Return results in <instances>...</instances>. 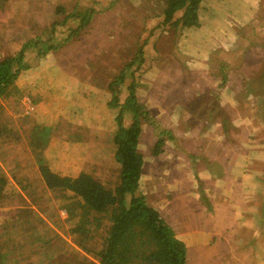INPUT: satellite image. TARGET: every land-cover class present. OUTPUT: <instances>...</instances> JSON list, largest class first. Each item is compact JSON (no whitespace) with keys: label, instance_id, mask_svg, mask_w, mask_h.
<instances>
[{"label":"rangeland","instance_id":"rangeland-1","mask_svg":"<svg viewBox=\"0 0 264 264\" xmlns=\"http://www.w3.org/2000/svg\"><path fill=\"white\" fill-rule=\"evenodd\" d=\"M60 2L54 5L49 0H0V59L7 56V54L12 55L22 51L26 43L37 37L41 38V44L37 48L44 51L43 47L46 43L53 44L57 39L58 43L64 36H69L68 33L72 28H78V32L66 44V48H68L66 55H62L63 51L60 55L59 51L61 49L59 48H51L48 52L43 53L40 59L33 60L32 51L29 52L26 59L31 65L23 69L19 79L10 84L7 94H4L2 99L4 110L0 111V175H5L10 180L8 195L15 192L17 193L16 199L20 197L17 199V206L22 205L21 199H23V205H25V201L32 200V196L28 194L29 190L24 189L29 186L30 181H35L34 184L42 191L43 199L49 205L46 210L40 212L44 216V221L50 225V227L47 225L46 227L51 233L49 236L50 241H52L51 246L47 245L50 248L49 253L51 255L49 259L46 254H43L41 264H45L47 261L53 262L50 264H62L63 261H65L64 264H100L95 253L86 252V259L79 256V251L83 254L84 252L81 251L82 249H78L72 231L69 230L71 224L68 218L69 213L65 207L59 204L60 200L55 192L49 190L45 184H42V181H39L41 172L38 162L40 163V161H37L39 158L35 155L25 128L32 130V124L35 123L36 119H39L42 123L46 119V122H49L50 125L51 123L56 125L51 138L47 139L48 141H43L39 148L43 152L50 153L47 147L50 149L56 148L55 143H52V139H54L62 152L58 153L57 159L52 160V165L61 173L75 176L81 171H86L102 179L105 183L112 182L113 185H116L120 181L121 166L116 159L115 144L109 139V133L114 124L112 117L107 116L111 121L109 122V130H106L105 126L107 124L100 118L101 113H97L96 109L92 107L87 108L88 99L85 98V95H82V93L77 95L75 92L78 88L69 87V85L78 84L77 81L80 79L78 70L81 69L83 64V58L78 56L77 53L78 41L92 46L96 45L94 44L96 43V33L104 35L106 26L109 24L106 21L108 18L100 21L97 20V16L103 14V10H108V7L116 4L118 0H60ZM127 2V0H123L121 4ZM132 2H140L143 7L140 10L131 11V18L129 19L123 20L120 17L115 19V26L122 30L127 29V33L138 35V37L140 35L142 39L148 40L147 48L149 51L156 52L159 48L164 55L172 58V61L168 64L169 70L179 77V80H177L178 85L184 86L183 89L178 88L179 92L183 93L189 90L192 93L198 86L206 85L202 75L215 80V76L219 74L217 59H222L218 56L222 51V56L229 61L228 64H231L230 67L232 68L228 76L231 77V80H236V85L235 89L232 90L234 94L233 92L229 93V91L223 93L221 98L223 105L220 106L224 109V113H228L232 106L231 113L234 119L228 121L227 118L221 117L220 123L222 129L225 128L224 122H228L230 129H237L236 127L242 129V133L239 132L236 135H240L246 141L247 135L254 134V137H258V132L261 131L263 148L262 152L255 151L254 153V161L252 160L254 164L253 172L250 171L248 165L241 171L244 174L242 177L247 176L248 179L259 174V169L264 168H259L264 166V100L261 98L246 99L244 94H241L246 83L242 85L243 81L236 78L248 75L251 70L253 56L262 58L264 53V47L262 46L264 45V0H207L205 4H207L208 10L203 12L204 26L200 30V34L194 37L193 43L188 40L183 44L179 41L180 36H178V41L174 39L173 34H170V39H167L166 34L168 32L166 30L168 29L165 26L160 27L156 32L151 29L150 33H145L148 27L155 28L156 17L161 11H164V7L168 5V0H131ZM130 6L129 9H132L134 5L130 4ZM59 13L62 22L56 24L53 29L47 30V27H53L54 14L56 16ZM118 16L120 15L118 14ZM103 25H105L104 28ZM56 28L60 33L56 32ZM254 33L262 36L263 40L260 37L252 38ZM203 41L207 44L204 45ZM72 42L74 47H69L68 44ZM234 47L240 54L236 57H234L233 52L228 50ZM112 48L114 47L110 49ZM34 49L36 50V47ZM29 50H33V47ZM78 52H81L79 48ZM195 56H198V58H195ZM243 59H245V68L240 67L237 70L236 67L244 61ZM206 62L208 63L206 64ZM193 68L197 71H192ZM229 68L227 67L225 70ZM169 70L165 72H169ZM114 74L109 73L112 77ZM95 76L98 79L100 74L91 70L89 78H95ZM154 79L156 78L154 77ZM31 80L35 82L37 88L45 91L42 100L47 97L37 104L38 110L35 111L36 117L34 118L32 114L27 113L26 101L28 95L23 93V85L30 84L31 86ZM25 81L27 82L25 83ZM61 85H66L69 89H62L60 88ZM215 85L218 89L221 82L217 81ZM156 89L163 92L168 91L165 87L155 88V91ZM71 90H73V93ZM78 90L81 91L82 89L79 88ZM150 90L147 89L148 92ZM235 93L242 99L240 103H237L238 108L234 106ZM67 95L77 96L79 98L77 105L84 110L77 114L74 112L71 114V111H68L69 117H60L56 112L60 113L61 108L67 106L68 103H72L68 101ZM109 98V92H106L105 97H97L101 103L108 101ZM216 98L218 100V95ZM230 99L232 100L231 105ZM200 100L201 97H199L197 103L189 105V110L186 112V122L189 126L193 123L194 118L192 115H198L199 119L197 120L201 119V121L195 127L189 128L187 126L186 130H183L184 140L182 145L179 146L178 144V147H175V144L178 143L175 138L170 141V152H167L170 159L166 162H159L155 158L153 160L148 158L147 160L148 168L142 178V189L147 194L149 201L164 213H173L180 206V200H177L175 196L178 198H181V196L191 198L188 201L194 203L192 201L196 198L195 195L204 193L213 197L215 189L218 192H223L228 186L223 184L222 181L214 180L217 177L214 174L215 168L206 165L203 162V156L195 161V155L203 151L195 146V143L200 145L201 139L206 134L213 136L216 132H212L210 124L204 125V119L212 115L218 116L217 109H213L208 115L201 117L200 109L203 108V105L198 104ZM150 102L157 111L160 107L156 103L157 99L155 101L150 100ZM183 106L187 107V105ZM66 111L65 107L63 112ZM26 114L30 116L25 122L23 116ZM12 120L16 121L18 135L8 137L7 134L1 133V130L5 125L12 124ZM42 123L38 121L39 125H42ZM167 124L169 125L165 128L161 122H158V129L163 131L177 130L169 123V120ZM46 125L48 126V124ZM145 138L149 140L154 137L146 135ZM50 140L51 143H49ZM215 144H209V146H215ZM191 145L197 148L194 152H191L195 154L194 159L188 157L178 160V155H175V152H177L175 148L178 149L181 155L191 156V153L187 152L185 148L189 147L191 149ZM209 146L208 144L206 147L204 146L205 154L209 151V148H214V146ZM147 154L149 153H146V156H148ZM242 157H245V154H242ZM248 157L247 155L245 158ZM220 158V161H225L224 154ZM220 166L219 163L218 167ZM201 200H203L202 197ZM14 201L15 199L12 202H7L10 209L15 208ZM2 214L3 211L0 209V223L5 225ZM9 224L10 232L6 237L14 235L10 241V247L13 248L12 257H15L16 263L38 264L37 256L40 252L36 249L45 243L42 242L39 245L32 246L19 236V232L15 237L16 231L22 233L25 230V225L21 224L18 218H11ZM93 229L96 231L103 229L98 219L97 223L93 225ZM32 233L34 232H29V235H32ZM76 251L77 255H75ZM72 252L78 259L77 262L75 260L68 261Z\"/></svg>","mask_w":264,"mask_h":264},{"label":"trees","instance_id":"trees-1","mask_svg":"<svg viewBox=\"0 0 264 264\" xmlns=\"http://www.w3.org/2000/svg\"><path fill=\"white\" fill-rule=\"evenodd\" d=\"M205 2L207 0H168V5L164 7V11H161L156 17L155 28L150 26L145 33H150L151 29L156 32L160 27L165 26L168 29L166 30L168 32L166 34L167 39H170L169 35L173 34L176 41L180 36L179 41L182 44L188 40L193 43L194 37L200 34V30L204 26L203 12L208 10ZM58 22L60 21L52 22L53 27H47V30L53 29ZM77 32V29L71 30L68 33L69 36H64L58 43V39L53 44L46 43L43 47L44 51L37 48L41 44V38L37 37L26 43L22 51L0 59V111L4 110L2 99L4 94H7L9 85L19 79L24 68L31 65L27 61L26 55L32 51L33 60L40 59L43 53L48 52L51 48H58L67 44ZM255 34L252 38H262V36ZM148 43V40L141 39L137 54L128 63L122 65L119 72L113 75L114 86L106 104L110 110L108 115L114 121L109 139L115 144L116 159L121 166L120 181L116 185H113L112 182L105 183L90 172L81 171L72 176L56 170V167L52 165V160L57 159L59 149L51 150L47 147L50 152L48 153L39 148L43 141H48L51 138V134L56 128L54 123L50 125L49 122L44 121L42 123L36 119L35 123L32 124V130L25 128L35 155L40 161L38 163L42 180L39 179V181H42V184H45L49 190L55 192L56 196L59 197V204L65 207L69 213L68 218L71 221L69 230L72 231L78 249H82L81 251L84 252L83 254L79 251V256L86 259V252L95 253L100 264H187L186 243L178 236L175 228L162 211L149 201L147 194L142 189L141 181L147 161L146 153L140 149V142L144 138L146 125H149V122L156 118L157 113L149 109L150 106L147 101L143 100V92H147L148 88L151 89V79L154 77L157 79L160 75L171 73V71H165L169 70L168 64L172 61V58L164 55L159 48L156 52L149 51ZM202 43L207 44L205 41ZM262 46L264 47V45ZM32 47L33 50H29ZM228 50L233 52L234 57L240 55L235 47ZM218 56L222 58L217 59L219 70L229 68L231 64H228L229 61L222 56V51ZM244 57L246 58V56ZM243 60L236 67L237 69L244 67L245 59ZM230 69L232 68L230 67L225 71L221 70L222 75H219L221 77L219 91H223V93L234 89H231L233 86L228 84ZM251 69H255L256 72L251 78H246L247 86L241 94L244 96L255 95L264 100V56L262 58L253 56ZM161 78L163 79V77ZM31 84V86L30 84L23 85V93L32 99L36 107L31 112L34 118L36 117L35 111L38 110L37 104L47 97L42 100L45 91L37 88L33 80H31ZM222 101V99L219 100L216 109L223 105ZM185 109L186 107L181 105L180 114H186ZM83 110L82 107H78L71 114L73 112L77 114ZM100 110L107 115L102 105H100ZM216 112L223 115L224 109H217ZM29 116L27 114L23 116L25 122ZM195 118L190 128L195 127L200 122L197 120L199 119L198 115H195ZM38 121L42 125H39ZM110 121V119L105 120L109 127ZM11 122L12 124L5 125L1 130V133L7 134L8 137L18 135L16 121L12 120ZM183 122L187 123L186 120ZM212 122H217V120L210 118L206 121V125ZM228 125V122H224L226 129H228ZM173 133L169 132L160 137L151 146L150 158L166 152L167 148L169 149L170 141L175 138ZM227 138L229 139L228 136ZM222 153L228 154L225 149ZM217 171L219 168L215 169L214 173ZM8 183H10L8 177L0 175V201L3 203L12 202L17 196L15 192L8 195ZM34 183L35 181H30L29 186L24 188L29 190L28 194L32 196L31 201L28 203L25 201V205L14 208V213L2 214L5 225L0 223V264H21L16 263L15 257H12L13 248L10 247V241L14 235L6 237L10 232L8 225H10L11 218H18L21 224L25 225V230L22 233L16 231L15 237L19 232V236L32 246L45 243L36 249L40 252L37 256L38 264H41L43 254H46L50 259L49 247L52 241L49 239L51 233L46 227V225L48 227L50 225L44 221V216L40 212L46 210L49 205L43 199L42 191ZM97 219L103 228L99 231L93 229ZM31 231L34 233L29 235ZM75 255H77V251ZM75 255L73 252L70 253L68 261L75 260L77 262L78 259ZM51 262L47 261L45 264ZM64 262L61 263L64 264Z\"/></svg>","mask_w":264,"mask_h":264},{"label":"crops","instance_id":"crops-1","mask_svg":"<svg viewBox=\"0 0 264 264\" xmlns=\"http://www.w3.org/2000/svg\"><path fill=\"white\" fill-rule=\"evenodd\" d=\"M127 1V3L122 5L121 3L123 0H118L116 4L108 7V10H103V14L97 16V20L100 21L108 18L106 21L109 24L106 26L104 35L96 33V43H94L96 45L92 46L88 43L86 44L78 41L77 53L78 56L83 58L82 67L78 70L80 79H78L77 85L70 86L68 84L69 87L82 89L81 91L77 89L75 94H84L85 98L88 99L87 108L92 107L96 109L97 113L100 112V118L103 121L109 119L107 116H109L110 110L104 105L105 103L107 104V101L101 103L97 97H105L106 92H109L110 95L112 94L114 78L110 76L109 73L119 72L122 65L128 63L129 60L137 54L138 44L142 39L140 35L139 37L138 35H132L131 33H127V29L122 30L115 26V19H119L118 17L123 20L129 19L131 18V11L140 10L141 7H143L140 2L131 3V0L130 2L129 0ZM49 2L55 5L57 2H60V0H49ZM130 4L134 5L132 9H129V7H131ZM118 14L120 16H118ZM57 20L60 21L58 23L62 22L60 13L56 16L54 14L53 22ZM102 27L104 28L105 25ZM76 29L78 30V28ZM72 30H74V28H72ZM56 32L60 33L57 28ZM5 37H7V35H5ZM68 46L74 47L73 42L68 44ZM111 47L114 48L110 49ZM58 48L61 49L59 51L60 55L62 51V55H66L65 53L68 50L66 44ZM78 48L81 52H78ZM263 56L264 53L262 54V57ZM85 58L86 60H84ZM195 58H198V56H195ZM207 63L208 62H206V64ZM242 68H245V65ZM91 70L99 73L100 77L98 79H96V76L95 78H89ZM192 71L196 72L197 70L193 68ZM203 71L202 69V72ZM222 71L219 70V74L215 76V80L208 78L209 76L204 77L202 75L206 85L198 86L192 93L189 90L183 93L178 91L179 87L183 89L184 86L178 85L177 80H179V77L174 73L160 75L163 79L160 76L157 79H151V90L149 92L147 91L146 94L143 92V100L147 101L150 106L149 109L157 113L156 118L153 119L155 123L150 121L149 125H146L147 128L146 131L144 130V138L146 135H152L154 138H150L149 140L143 138L140 142V149L145 153H150L152 151L151 146L154 145L160 137L169 132H174L175 140L178 142L177 145L175 144V147H178V144L179 146L182 145V141L184 140L183 130H186L187 126L190 128V126L183 122V120L185 121L187 119V116L186 114H180L181 105H187L185 109L187 112L189 110V105L197 103L199 97H201L198 103L199 105H203V108L200 109L201 117L208 115L210 111L216 109V105L222 98L223 91H219L220 87L217 89L215 83L217 81L221 82V77L219 75H222ZM231 71L232 69L229 70V72ZM255 72V69H251L248 75L236 79H241L243 85L246 78H251ZM228 84L233 86L231 89H235L236 80H231V77H229ZM246 86L245 84L244 88H246ZM69 87L66 85L60 86L62 89H69ZM164 87L168 90L167 92L158 89L155 91V88ZM228 91L229 93L233 92L232 90ZM71 92L73 93V90H71ZM217 95L218 100L216 98ZM245 97L248 100L250 98L257 99L255 95ZM67 99L72 103H68L67 106H65L66 112H63L65 107L59 110L60 113L56 112L60 117H69L68 111L72 112L79 107L77 105V101L79 100L77 96L67 95ZM156 99V103L160 106L157 111L150 102V100L155 101ZM234 99H236L234 106L238 108L237 103H240L242 99L237 93H235ZM231 101L230 99V105ZM100 105L105 108L107 115L100 110ZM217 109H220V107ZM231 110L232 106L230 111L224 113L222 116L217 113L219 116L212 115L204 119V125H206V121L210 118L217 120V122L210 123L212 132L216 131L213 136L206 134L201 139L200 145L195 143V146L203 151L195 155L191 152H194L197 148L191 145V149L185 147L187 152L191 153V156H183L178 152V149L176 150L175 148V151H177L175 155H178V160L188 157L194 159V155L195 158L199 160L200 157L203 156L202 159L206 165L213 166L215 169L219 168V171L214 173L217 175L214 180L217 179L219 182L222 181L223 184L228 185L223 192H218V190L215 189V195L213 197L207 194L205 195L204 193L195 195L196 198L192 201L194 203L188 201L191 198H186L185 196L178 198L175 196L177 200H180L178 209L173 213L162 212L170 224L175 228L178 236L186 243L187 264H264V168L259 169V174L250 179H248L249 177L247 176L243 178L242 175L244 174L241 172L247 165L250 171L253 172L254 153L255 151L262 152L263 148V142L260 136L261 131L258 132V137H254V134L251 136L247 135L246 141L240 135H236L239 132L242 133V129L238 127H236L237 129H230V127H228V129H222L220 123L221 117H225L229 119V121L234 119ZM27 113L31 114V112ZM192 116L196 119L195 115ZM168 120L177 130L163 131L158 129V122H161L166 128L167 125H169L167 124ZM45 121L47 120L45 119ZM105 128L109 130L110 127L106 125ZM25 131L27 132L26 129ZM52 143H55L56 148H52L51 150L57 149L58 146L54 139H52ZM213 143H216L215 146L213 145L214 148H209V151L205 154L204 146L206 147L207 144L209 146V144ZM170 147L171 145L169 143V149L167 148L166 152L155 157L152 156L150 158L149 154H147L148 156L145 155L146 161L148 158L151 160L155 158V160L159 162H166V160L170 159V155L167 154V152H170ZM58 149L59 153H61L62 150L60 148ZM224 149L228 154H224L225 161H220ZM242 154H245V157L247 155L249 157H242ZM37 161H39V159H37ZM219 163L221 165L220 167H218ZM262 167L264 166L259 168ZM147 168L148 165H146L145 169L147 170ZM40 180H42V178ZM200 196L203 200H201ZM20 202H22L21 206H23V199H21ZM13 203L15 208H17V199H15ZM26 203L28 202L26 201ZM0 209H2L3 214L9 215L10 213H14V208L10 209L7 203L1 201Z\"/></svg>","mask_w":264,"mask_h":264},{"label":"built area","instance_id":"built-area-1","mask_svg":"<svg viewBox=\"0 0 264 264\" xmlns=\"http://www.w3.org/2000/svg\"><path fill=\"white\" fill-rule=\"evenodd\" d=\"M27 98H28V100L26 101L27 102V111L32 112V110H34V108H36V107L33 104L32 99L29 96H27Z\"/></svg>","mask_w":264,"mask_h":264}]
</instances>
